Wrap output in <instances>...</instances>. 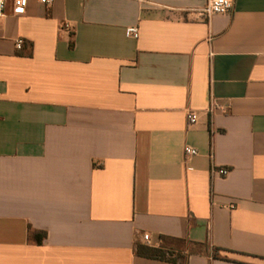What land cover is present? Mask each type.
I'll list each match as a JSON object with an SVG mask.
<instances>
[{
	"label": "crops",
	"instance_id": "crops-1",
	"mask_svg": "<svg viewBox=\"0 0 264 264\" xmlns=\"http://www.w3.org/2000/svg\"><path fill=\"white\" fill-rule=\"evenodd\" d=\"M207 2L0 18V264H264V0Z\"/></svg>",
	"mask_w": 264,
	"mask_h": 264
},
{
	"label": "built area",
	"instance_id": "built-area-1",
	"mask_svg": "<svg viewBox=\"0 0 264 264\" xmlns=\"http://www.w3.org/2000/svg\"><path fill=\"white\" fill-rule=\"evenodd\" d=\"M44 6H50L53 0H36ZM30 0H0V18L5 17L11 10L14 15H23L29 5ZM236 0H208L207 7L204 11L205 16L212 17L215 15H228L234 11ZM126 36L132 39H138L140 36L139 29L137 27H130L126 31ZM24 41L22 39L18 40L16 46L19 50L22 49ZM213 106L217 107L216 101H213ZM198 122V114L194 111L188 114V125L193 126ZM200 154L199 150L195 147L187 145L185 147L186 157H194ZM219 174L222 176H227L229 170L227 168H222L219 170ZM144 241L148 246L151 245V237L148 234L144 235Z\"/></svg>",
	"mask_w": 264,
	"mask_h": 264
},
{
	"label": "trees",
	"instance_id": "trees-1",
	"mask_svg": "<svg viewBox=\"0 0 264 264\" xmlns=\"http://www.w3.org/2000/svg\"><path fill=\"white\" fill-rule=\"evenodd\" d=\"M71 46H74V44L72 43ZM44 237H46L45 233H44ZM136 254L143 258L160 260V261H165V262H170V263H179V259L181 258L185 259V256L181 255L180 253L177 254L175 251L162 247V246L152 247L148 245H138L136 248ZM213 257L219 260L231 261L230 259L223 257L219 249H214ZM182 263L188 264L187 261H184Z\"/></svg>",
	"mask_w": 264,
	"mask_h": 264
}]
</instances>
